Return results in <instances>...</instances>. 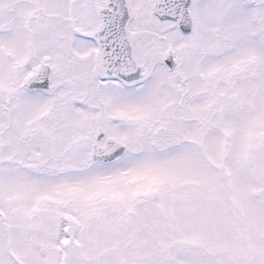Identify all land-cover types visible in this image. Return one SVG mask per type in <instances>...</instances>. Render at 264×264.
Instances as JSON below:
<instances>
[{
  "label": "snow or ice",
  "instance_id": "obj_1",
  "mask_svg": "<svg viewBox=\"0 0 264 264\" xmlns=\"http://www.w3.org/2000/svg\"><path fill=\"white\" fill-rule=\"evenodd\" d=\"M0 264H264V0H0Z\"/></svg>",
  "mask_w": 264,
  "mask_h": 264
}]
</instances>
